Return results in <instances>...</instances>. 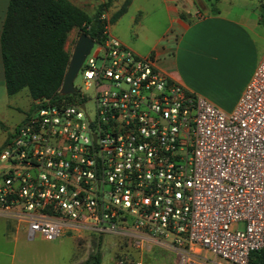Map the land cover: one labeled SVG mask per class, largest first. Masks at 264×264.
Wrapping results in <instances>:
<instances>
[{"label": "built area", "instance_id": "1", "mask_svg": "<svg viewBox=\"0 0 264 264\" xmlns=\"http://www.w3.org/2000/svg\"><path fill=\"white\" fill-rule=\"evenodd\" d=\"M101 18L82 87L34 101L0 150V215L29 239L111 234L177 264H249L264 250V56L226 113Z\"/></svg>", "mask_w": 264, "mask_h": 264}, {"label": "crops", "instance_id": "2", "mask_svg": "<svg viewBox=\"0 0 264 264\" xmlns=\"http://www.w3.org/2000/svg\"><path fill=\"white\" fill-rule=\"evenodd\" d=\"M9 1L0 0V39ZM69 1L91 17L96 13L90 10L95 0ZM124 1L115 0L107 11L111 34L140 56L155 55L158 68L169 78L232 113L264 56V0H132L114 24L130 15L128 31L129 35L133 31L134 37L111 30L112 17ZM160 9L165 12L164 24L158 23ZM75 32L79 34L77 29L72 30L68 40ZM8 106L0 42L2 112ZM67 237L75 241L68 251L46 244L54 240L43 237L35 238L38 243L33 244L35 239H29L25 230L0 215V264H87L99 251L96 236L57 240ZM91 238L98 246L96 252L91 248ZM169 252L177 264V255Z\"/></svg>", "mask_w": 264, "mask_h": 264}, {"label": "trees", "instance_id": "3", "mask_svg": "<svg viewBox=\"0 0 264 264\" xmlns=\"http://www.w3.org/2000/svg\"><path fill=\"white\" fill-rule=\"evenodd\" d=\"M131 1H124L111 23L127 11ZM103 7L91 17L69 0H10L0 39L8 95L25 88L33 101L59 95L71 59L66 49L69 34L77 29L78 35H99L100 41ZM100 262L98 251L86 263ZM249 264H264V250L254 253Z\"/></svg>", "mask_w": 264, "mask_h": 264}, {"label": "rangeland", "instance_id": "4", "mask_svg": "<svg viewBox=\"0 0 264 264\" xmlns=\"http://www.w3.org/2000/svg\"><path fill=\"white\" fill-rule=\"evenodd\" d=\"M115 0H95L94 8L90 9L94 12L101 6L103 7V15L105 16V20L107 22V11L110 7L113 6ZM108 4V6H107ZM96 14V13H95ZM129 16L123 17L119 23L111 25V30H120L128 34V36L134 37L133 31L129 35L128 31V20ZM156 16V15H155ZM154 18V16L152 17ZM157 19L159 24H164L166 21L165 12L163 10L157 11ZM117 21V20H116ZM121 22V23H120ZM78 33L75 32L69 38V43L67 45V50L70 54L73 53L74 46L78 40ZM82 77L78 75L74 80V86L79 88L82 87ZM72 97V96H69ZM5 108V107H4ZM35 111V104L32 98L30 97L28 89H22L15 95L9 96V106L5 108L2 112L0 108V150L5 146L7 141L12 136L16 127H18L21 123L26 121V119L32 115ZM89 112L93 116L94 109L89 107ZM240 228H244V225L241 224ZM96 236V235H93ZM97 241L99 240L100 248L99 252L101 254V262L100 264H112V259L115 257L123 256L127 257V260H142L143 264H174L173 254L169 251L162 249L158 246H152L150 250H139L137 249L129 240L115 236L111 234L96 236ZM91 248L94 249V252L98 250V246L96 245L95 239L91 238L90 240ZM33 244H37L38 241L35 239L31 241ZM75 241L70 237L62 240H54L46 243L48 245H54L55 247L60 246L65 251L71 250ZM98 243V242H97ZM58 248V247H57ZM210 258H213L210 254L208 255ZM116 259V258H115Z\"/></svg>", "mask_w": 264, "mask_h": 264}, {"label": "water", "instance_id": "5", "mask_svg": "<svg viewBox=\"0 0 264 264\" xmlns=\"http://www.w3.org/2000/svg\"><path fill=\"white\" fill-rule=\"evenodd\" d=\"M98 39L99 35L95 38H92L85 33H81L79 35L74 46L73 53L71 54L70 63L60 89V93L62 95H70L76 92L74 80L76 79L79 69L86 56L89 55L95 44V41Z\"/></svg>", "mask_w": 264, "mask_h": 264}]
</instances>
